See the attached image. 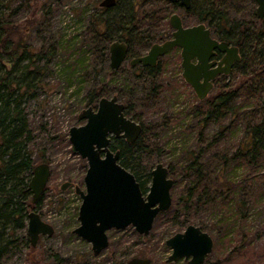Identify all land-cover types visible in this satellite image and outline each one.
<instances>
[{
  "label": "rangeland",
  "instance_id": "obj_1",
  "mask_svg": "<svg viewBox=\"0 0 264 264\" xmlns=\"http://www.w3.org/2000/svg\"><path fill=\"white\" fill-rule=\"evenodd\" d=\"M100 1H4L9 6L6 13L7 24L22 33L24 42L30 45L32 50L43 51L48 57L40 61V65L46 68L42 76L43 84L34 89L32 95L24 97L21 108L27 129L31 131V139L26 142L25 149L30 154L33 166L41 162H46L50 166L51 174L42 202L35 211L43 221L52 225L54 232L49 236H40L36 246L32 247L29 240L27 242L26 219L25 226L17 229L16 241L2 257V264H126L133 257L149 258L150 264H186L183 259L167 262L171 249L165 245L168 237L184 230L186 226L183 224L186 222L199 226L214 240L213 250L202 264H236V262L228 263L226 259L227 254L239 244L238 233L234 230L229 231L226 236L229 242L223 240L221 244H216L220 239L218 231L220 232L222 227L220 221L217 224L215 220L220 219L221 211L215 213L217 211L211 210V206L207 207L199 202H193L190 210H185L179 199L182 195L184 196L188 185L195 179V175L185 171L191 156L199 154L203 174L210 177V180L217 172L224 174L229 166V157L243 137L246 124L248 121H258L263 115V111L259 110L262 98L259 94L252 95L249 99L245 98L243 87L239 90L241 95L230 101L218 119L204 124L200 121L204 117L203 111L201 114H197L196 111L197 98L180 76L177 57H173L170 62L166 58L167 69L155 80L158 86L166 84L165 91L159 95L150 96V84L147 81L135 80L130 73L128 76L133 80V85L130 87L127 82L123 83L121 87L123 94L120 97V101L130 106L127 108H131L130 115L149 128V136L145 142L146 150L137 152L135 169L140 172L143 179L157 163H162L170 169L169 176L174 180L171 189L170 209L172 210L160 212L147 235L138 234L132 226L108 230L109 245L97 256L92 255L88 241L72 232L79 224L77 212L81 202L74 191V186L84 189L83 177L87 164L73 150L68 140V129L84 123V120L78 118V113L91 100L96 102L99 99L96 96L99 82L109 77H103L100 71L106 62L100 67L101 61L96 57L95 43L87 45V50L86 45L82 46L81 49L86 50L84 57L87 60L84 61V66L79 64L78 69L75 70L73 69L75 66L72 68L69 64L72 58L64 54L57 44L69 39L82 38L91 24L90 20L98 14ZM117 4V9L108 12L110 16L117 14L128 18L134 14L138 20L152 10L164 6L162 0H139L134 10L130 0H118ZM224 5L228 25L250 20L255 25H261L255 0H225ZM177 11L183 16L181 8ZM183 17L185 25H194L199 21L196 14ZM156 20H158L157 31L166 32V17L160 20L156 18ZM154 26L156 25H143L139 29L136 28L135 35H141L145 31L154 33ZM249 51L250 49L247 48L246 53ZM253 70L250 65L246 72L251 74ZM247 75L243 69L234 70L219 81L209 95L220 92L223 86L238 88L247 81ZM120 82V80L115 82L118 87ZM110 83L108 87L115 84ZM94 95L95 98H93ZM261 95L264 96V92ZM237 107H240L238 111ZM230 108H235V111ZM224 156L227 161L222 165L220 158ZM220 169L223 170L219 171ZM237 175L238 178L241 176L246 178L248 173L245 170H239ZM245 181L243 192L244 194L247 192V195H240V197L242 199L249 197L247 199L249 203L247 208L240 209L238 229L237 224L234 225V229L235 231L262 232L264 230V193L254 205L252 201L250 202L252 199L250 194L251 192L253 194L261 185L257 180ZM64 182L70 185L62 190L61 185ZM202 183H205V180ZM148 185L149 182L146 183V186ZM175 209L180 213L177 218H174ZM241 215H246V219H241ZM216 226H219V229ZM255 244L257 245V242L254 239L251 245Z\"/></svg>",
  "mask_w": 264,
  "mask_h": 264
},
{
  "label": "trees",
  "instance_id": "obj_2",
  "mask_svg": "<svg viewBox=\"0 0 264 264\" xmlns=\"http://www.w3.org/2000/svg\"><path fill=\"white\" fill-rule=\"evenodd\" d=\"M4 1L6 0L0 1V264H2V257L16 241L17 229L25 226L29 209L39 207L43 198L42 195L37 203H31L28 180L32 173L33 162L29 152L25 149L26 142L31 139V131L27 129L21 105L25 96L32 95L33 90L43 84L42 76L46 68L40 65V61L45 57L48 58L43 51L32 50L31 46L24 42L22 33L7 24L8 16L6 13L9 6ZM117 1L112 9H117ZM224 2L225 0H194V8L191 11L193 12L196 7L200 6L202 10L200 18L203 17L208 26L218 21L219 32L223 33L221 39L238 41L244 49H250L248 53L245 51V58L243 57V61L236 68L243 69L245 75L248 74L246 69L250 65L254 70L246 76L247 81L238 88L237 86L235 88L225 86L220 92L201 101L200 108L204 117L200 121L206 124L211 120L218 119L230 101L241 95L239 90L243 87L244 96L247 99L252 95H260L262 105L259 110L263 111V115L258 121H248L243 137L229 157V166L223 175L221 172H217L210 180V177L208 178L203 174L202 166L199 163V154L189 158V164L185 167V171L195 175V179L188 185L186 193L180 197L179 201L184 205L183 209L185 210H190L193 202H199L207 207L211 206V210L217 211L215 213L221 211L220 219L215 220L217 224L220 221L222 227V230L218 231L220 239L217 240L216 244H221V241L227 240L226 236L229 231L233 230L238 233L237 239H239V244L227 254L228 263L264 264V230L260 232L257 230L235 231L234 229L236 224L238 229L240 209L247 208L249 203L247 200L249 197H243V199L240 197V195H247V192L246 194L243 192L245 180H257L261 185L253 194L252 192L250 194L252 198L250 202L252 201L254 205L264 193V96L261 95L264 92V19L260 21V26L255 25L252 20L227 25ZM138 3L139 0H130L133 10ZM112 9H99L96 17H92L90 20L91 24L85 30L82 38L65 40L63 43L58 42V48L72 58V62L69 64L72 68L75 66L74 70L78 69L79 64L84 66V61L87 60L84 57V52L88 49L87 45L93 43L96 44V57L102 61L109 41L114 37L111 33H105L106 30L114 26L115 29L125 32L127 28V35L132 36L133 28L130 27L137 26L138 29L154 19L153 16L149 17L148 14H145L140 19L141 23L136 24L138 18L136 19L134 14L128 18L117 14L105 18L104 12H111ZM227 26L235 30V37H230L226 33ZM129 32L131 34H128ZM116 35V37L120 36V34ZM146 35L147 39L145 38ZM145 36L139 41L146 43L148 37L152 35L148 32ZM128 39L130 40V38ZM83 45L87 46L86 50L81 49ZM101 95L102 92H97L98 97ZM240 107H237V111ZM230 110L235 111V108H230ZM147 134V129H144L134 144L127 145L128 151L122 150L119 163L124 168L129 169L131 167L135 170L136 166L134 165H137L135 161L137 156L132 154L135 149L130 148L137 145L139 147L137 150L140 151L145 145ZM220 159L223 162L222 165L227 161L225 156ZM239 170H245L248 176L238 178L237 171ZM168 171L170 174L169 168ZM133 174L139 181L142 190L146 192V183L150 182V173L145 179L141 178V174L137 170ZM203 180L205 183H202ZM174 211V218H177L180 213L179 211L176 212V209ZM224 211L231 214L222 213ZM241 216V219H246V215ZM188 224L186 222L183 225L187 226ZM216 227L219 229V226ZM254 239L257 245H251Z\"/></svg>",
  "mask_w": 264,
  "mask_h": 264
},
{
  "label": "water",
  "instance_id": "obj_3",
  "mask_svg": "<svg viewBox=\"0 0 264 264\" xmlns=\"http://www.w3.org/2000/svg\"><path fill=\"white\" fill-rule=\"evenodd\" d=\"M175 2L177 0H169ZM185 7H190L191 0H178ZM257 2V15L264 18V0ZM116 0H101L99 7H111ZM174 28L173 38L162 44H154L145 56L134 61L147 63L163 55L175 46L181 48V67L184 81L191 86L199 99H203L212 89V80L218 74H228L235 62L241 57L236 46L211 37L210 30L202 23L183 27L176 14L170 19ZM224 52L222 61L216 68L209 62L213 50ZM126 54V45L115 41L109 47V61L112 68H117ZM196 58V63L192 60ZM123 104L116 97H102L95 110L83 108L78 113L81 125L68 129V140L72 148L87 164L83 177L84 189L74 186L80 197L77 220L79 224L72 230L74 234L88 241L91 253L97 256L109 245L107 231L124 229L132 226L140 235H147L160 212L170 208L171 189L174 180L162 163H157L150 171V182L144 192L133 173L119 163V151L109 149L110 136L133 142L142 127L124 114ZM51 174L46 162L35 165L28 180L31 203L35 204L43 195ZM68 182L61 185L64 190ZM26 233L32 247L36 246L40 236L52 235V225L43 221L32 209L27 214ZM171 249L167 262L180 259L186 264H202L213 250L214 240L209 233L199 226L188 224L183 231L176 232L165 240ZM126 264H150L149 258L133 257Z\"/></svg>",
  "mask_w": 264,
  "mask_h": 264
},
{
  "label": "flooded vegetation",
  "instance_id": "obj_4",
  "mask_svg": "<svg viewBox=\"0 0 264 264\" xmlns=\"http://www.w3.org/2000/svg\"><path fill=\"white\" fill-rule=\"evenodd\" d=\"M162 1L164 2L163 7L156 8V9L152 10L151 13H147L149 17L153 16V18H154L151 22H148L147 25H149V26L156 25V26H154L155 27L154 33L151 31H148L152 36L148 37V41L146 43H144L143 41H139V39L142 38L143 36H145V34H147L148 32L145 31L141 35H138L139 36L138 37L137 35H135V32L137 31V29H136L137 26L135 28H134V26L130 27V28H133L132 29L133 30L132 36L127 35V31H128L127 28H126L125 32H122V31H120V29L117 30L113 26L109 30L105 31V33H111L114 37L109 41V44L106 48V54L103 56V59L101 61V65H100V67H101L106 62V64H104V67L107 71L104 69V67L100 71L103 74V77L107 76L109 78H107V79L105 78L99 82L100 86L97 90H98V92H102V95H101V97H99V99L102 97H106V98L116 97V101L123 104V106H124V109H123L124 114L128 118L139 123L142 127V131L144 129H147V131H148L149 128H147L145 126V124H142L138 120L133 118L130 115L131 114V108L127 109L130 106L128 104H126L125 102L123 103V101H120V97L123 94V90L121 89V87H122L123 83H126V82H127L128 86H130V87L133 85L132 84L133 80H131L130 77L128 76L131 73L133 75L132 77L135 80H139L141 82L147 81L150 84V89H151L150 90V93H151L150 96L159 95V93H161L162 91H165V85L166 84L163 86H158L157 84H155V80H157L166 71V69H167L166 63H168V62H166V58H168L169 62H170L171 59H173V57H177V59H179L178 66H179V69L181 71L180 76H181L182 80L184 81V79L182 77V67H181V60H182L181 59V48L179 46H175V47L171 48L170 50H168L163 55L158 56L156 59H154L152 61H147V63H145V64L140 62V61H134V60L139 59L142 56H145L148 53V51L152 45L162 44V43L169 41L173 38L174 28L171 26V23H170V19H171L172 14H176L178 16L183 27L193 26V25H185L184 21H183V18H184L183 16H185V15L189 16L191 14H196L197 18L199 19L197 24H199V23L204 24L210 30V35L212 38H214L218 41H225L230 46H236L238 48V53L241 57L240 61H237L234 63L233 68H231V71L228 74L222 73V74L216 75L214 80H212V89L210 90V92L217 86V83L219 81L223 80L224 77L228 76L231 72H233L234 70L237 69L236 67H237V65H239V63H241L243 61L244 53L246 51V49L243 48V45L240 44L238 41L235 42V41L230 40V39H221L220 37H222L221 35H223V33L219 32V27H217L218 21H215L212 25L208 26L206 24V21H204V18L203 17L200 18V16H202L201 15L202 10H201L200 6L198 8L196 7L194 9V11L192 12L191 10L194 8V6H193L194 0L190 1V7L189 8H185L180 3V1H178V0L175 2H171L169 0H162ZM98 7H99V5H98ZM114 7H115V5H113L111 7H99V9L108 10V9H112ZM180 8L183 10L182 11L183 16L180 15V13L177 11ZM103 16L105 18L111 17L110 15H108V13H106V11L104 12ZM164 17H166L167 30H166V32L162 31L160 33L157 31L158 20H156V18H159V20H160ZM258 19H259V21H262L264 18L260 19L258 17ZM243 22H249V21H243ZM243 22H241V23H243ZM139 23H141L140 20L138 21L137 24H139ZM197 24H194V25H197ZM226 33H228L230 37L231 36L235 37L236 32H235V30H233L227 26ZM116 34H120V36L116 37L117 36ZM128 34H131V33L129 32ZM128 38H130V40ZM145 38L147 39V35L145 36ZM115 41L123 42L126 45V54H125L124 59L120 63V65L117 68H112L110 66V61H109V47H110L111 43H113ZM213 52L214 53L210 57L209 62L213 63L211 68H216L218 66V63L222 61V58L224 56V52H220L217 49H214ZM174 54H176V55H174ZM192 62L196 63V58H194L192 60ZM104 70H105V72H104ZM119 80L121 81L120 87H118V84L115 83V82H118ZM110 82H114L115 83L114 86L108 87L109 84H111ZM184 83L187 84L185 81H184ZM189 87L191 88V86H189ZM222 88H224V86ZM210 92L207 94V96L205 98L199 99L193 91L195 97L197 98V104H198L197 105V114L202 113V110L200 108L201 101L206 100L207 97L210 96L209 95ZM96 96H97V94H96ZM93 98H95V95L93 96ZM98 100L96 102H93L91 100L90 103L85 108L92 107L95 110ZM84 122H85V120H84ZM148 136L149 135L147 134L146 139L148 138ZM109 138H110L109 149L112 151H119V158H120V156H122V150L128 151L129 147L127 145L134 144L139 137L136 140H134L133 142H127L126 140L119 138V137L117 138L113 135L110 136ZM143 148H145V149H143ZM130 149H135V151L132 152V154L134 156H136L137 152H139L137 150V149H139V147L137 145L133 146ZM144 150H146L145 145L142 146V149L140 151H144ZM127 170H129L131 173L136 171V169L134 170L131 167ZM148 173H150V172H148ZM147 174L145 175V178L147 177ZM150 178H151V175H150ZM69 185H70V183H69Z\"/></svg>",
  "mask_w": 264,
  "mask_h": 264
}]
</instances>
